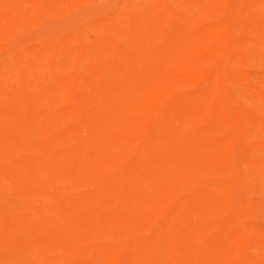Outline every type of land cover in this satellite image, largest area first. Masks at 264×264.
<instances>
[{"label":"rangeland","instance_id":"obj_1","mask_svg":"<svg viewBox=\"0 0 264 264\" xmlns=\"http://www.w3.org/2000/svg\"><path fill=\"white\" fill-rule=\"evenodd\" d=\"M128 1L0 0V81L10 89L7 58L18 60L35 88L49 58L63 62L75 53L58 47L62 42L86 32L91 46L87 60L63 69L72 82L62 108L78 106L83 114L35 117L26 107L20 121L1 116L20 128L0 127V264H264V0ZM122 11L134 28L165 12L204 15L207 27L230 24L205 47L228 44L233 51L207 64L189 59L187 67L221 78L230 63L216 94L227 105L231 133L244 135L239 144L215 146L213 139L226 137L216 118L187 114L181 105L141 127L122 119L117 103L141 105L138 88L162 78L152 68L162 56L150 53L141 36L118 41L114 51L98 44L95 20L102 24ZM169 30L167 43L177 45ZM95 75L104 80L99 88L92 86ZM169 85L180 95H201L195 107L205 105L213 87L208 79ZM187 134L205 145L185 147ZM54 239L80 248L59 249ZM35 246L41 255L18 253Z\"/></svg>","mask_w":264,"mask_h":264},{"label":"bare ground","instance_id":"obj_2","mask_svg":"<svg viewBox=\"0 0 264 264\" xmlns=\"http://www.w3.org/2000/svg\"><path fill=\"white\" fill-rule=\"evenodd\" d=\"M201 1L202 3H206L208 0ZM128 3L131 6L134 2L133 0H129ZM136 17H138L137 14ZM203 17L204 15L195 17L185 13L174 14L173 12H165L160 15L158 13L149 19L145 18L139 27L134 28L129 23L134 18L131 19L127 11H122L119 16H112L105 23L101 24L100 19L95 20L100 30V35L96 40L101 45L100 47L109 46L114 51L115 44L118 41L127 43L132 40L136 41L138 40L137 37L141 36L145 39V43L143 42L144 46L150 53L155 52L162 56L161 62H155L152 66V68L160 69L162 78L149 77L146 79L144 86L137 90L139 92L137 99L140 96L142 98L141 105L139 102L131 101H119L117 103L116 106L120 108L122 119L125 122L141 127L156 121L161 113L171 112L178 105H181L184 108L188 107L185 110L187 114L195 112L200 116L213 115L216 118L218 122L217 132L219 131V135H226V137L224 141H216V139H213L212 142L215 146L232 143L239 144L244 135L241 132L236 134L231 133V121L223 113L227 109V105L223 101L218 100L216 94L218 84H221L230 75V63L221 69V73L223 74L221 78L216 77L213 73L210 74L207 69L197 71L187 67V61L189 59H195L198 62L203 61L207 64L212 58L216 56H228L233 51L232 46L228 44L224 45L218 51L206 50L205 46L211 41L214 32L217 29H226L230 24L222 23L207 27L202 25ZM172 26L174 27V33H177L173 42H176L177 45L167 43L171 33H173L169 30ZM88 36L86 32H82L79 35L76 34L75 37L72 36L73 38L69 43L67 40V43L62 42L58 47H74L75 53L63 62L55 57L49 58L46 77L41 83L35 84V88L28 85L27 74L29 73L20 67L17 59L10 57L2 63V65L4 64L3 75L11 79L15 85L10 89L4 80L0 81V127L11 132L19 131L20 124H13L11 120H2L1 116L5 115L6 117L20 121V111L26 107H31L35 117H45L53 110H59V114L63 116L81 115L84 113L78 106L62 108L63 104L67 101L69 86L72 82V79L65 76L63 69L65 66H74L79 64L81 60H87L89 58L86 55L90 53L89 47H91L88 44ZM250 42L252 43V41ZM251 43V47H259L258 43H253L252 45ZM135 53L137 55V63H141L144 60L141 57V49H135ZM38 54L36 56H39ZM133 74L131 75L133 80L136 76H139V72H136L134 76ZM206 79L213 84V87L209 89L203 107H195L193 105L196 104L197 98L201 95H180L177 91L171 89L169 85V82L174 81L194 82L204 81ZM91 81L92 86L99 88L104 80L103 77L95 75ZM184 120L187 121L188 119L185 118ZM182 135L186 134L183 133ZM140 138H143V136H140ZM182 143H184L185 147L205 145L203 140L192 137V134H187L185 141ZM234 163L235 160H231L227 166L233 168ZM7 164L10 166L11 162ZM31 219L34 221L40 220L34 216ZM19 221L24 222L23 220ZM13 222L14 220H12ZM51 242L55 244L54 246L66 251H73L80 248L79 244L74 240L54 239ZM238 249L240 250V248ZM117 250H121V248L119 247ZM27 252H31L37 256L41 255V249L37 246L31 248L19 247L18 249V253L25 254ZM116 252L114 250L113 253L115 254Z\"/></svg>","mask_w":264,"mask_h":264}]
</instances>
